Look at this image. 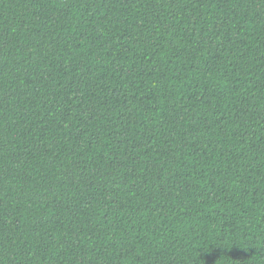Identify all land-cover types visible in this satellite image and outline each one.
Instances as JSON below:
<instances>
[{
	"label": "trees",
	"instance_id": "16d2710c",
	"mask_svg": "<svg viewBox=\"0 0 264 264\" xmlns=\"http://www.w3.org/2000/svg\"><path fill=\"white\" fill-rule=\"evenodd\" d=\"M0 264H264V0H0Z\"/></svg>",
	"mask_w": 264,
	"mask_h": 264
}]
</instances>
